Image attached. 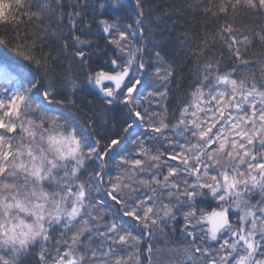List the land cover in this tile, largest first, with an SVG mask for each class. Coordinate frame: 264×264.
Wrapping results in <instances>:
<instances>
[{
	"label": "snow or ice",
	"instance_id": "1",
	"mask_svg": "<svg viewBox=\"0 0 264 264\" xmlns=\"http://www.w3.org/2000/svg\"><path fill=\"white\" fill-rule=\"evenodd\" d=\"M161 7L0 0V264H264V0Z\"/></svg>",
	"mask_w": 264,
	"mask_h": 264
},
{
	"label": "trees",
	"instance_id": "2",
	"mask_svg": "<svg viewBox=\"0 0 264 264\" xmlns=\"http://www.w3.org/2000/svg\"><path fill=\"white\" fill-rule=\"evenodd\" d=\"M180 2H181V0H156V3L158 5H161L162 6L161 9H160L161 11L165 10L166 8L170 10L171 9V6L173 4L179 5ZM165 26H167L168 28H170L171 27L170 22H163L162 21L160 27L161 28H164ZM165 35L167 36L168 33L166 32ZM173 35H175V33H173ZM7 55H8L7 53L0 54V56H5V57ZM97 55H101V54L97 53ZM97 63L98 64L99 63H103V57L102 56H101V59L97 61Z\"/></svg>",
	"mask_w": 264,
	"mask_h": 264
}]
</instances>
